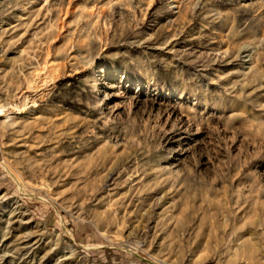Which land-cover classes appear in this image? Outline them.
<instances>
[{"label":"rangeland","instance_id":"1","mask_svg":"<svg viewBox=\"0 0 264 264\" xmlns=\"http://www.w3.org/2000/svg\"><path fill=\"white\" fill-rule=\"evenodd\" d=\"M0 264H264V0H0Z\"/></svg>","mask_w":264,"mask_h":264},{"label":"bare ground","instance_id":"2","mask_svg":"<svg viewBox=\"0 0 264 264\" xmlns=\"http://www.w3.org/2000/svg\"><path fill=\"white\" fill-rule=\"evenodd\" d=\"M3 112V111H2Z\"/></svg>","mask_w":264,"mask_h":264}]
</instances>
